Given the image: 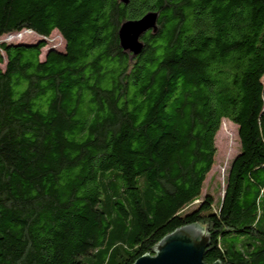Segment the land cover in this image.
Here are the masks:
<instances>
[{
    "label": "trees",
    "instance_id": "obj_1",
    "mask_svg": "<svg viewBox=\"0 0 264 264\" xmlns=\"http://www.w3.org/2000/svg\"><path fill=\"white\" fill-rule=\"evenodd\" d=\"M150 12L124 53L121 24ZM22 31L39 40L0 44V264H133L191 224L206 264H264V0H0V37Z\"/></svg>",
    "mask_w": 264,
    "mask_h": 264
},
{
    "label": "water",
    "instance_id": "obj_2",
    "mask_svg": "<svg viewBox=\"0 0 264 264\" xmlns=\"http://www.w3.org/2000/svg\"><path fill=\"white\" fill-rule=\"evenodd\" d=\"M157 17V13L150 12L138 20L123 22L118 30L120 49L133 56L139 55L143 48L140 38L147 31H156ZM209 246L208 228L198 224L186 225L164 236L150 254L141 256L133 264H206L204 255Z\"/></svg>",
    "mask_w": 264,
    "mask_h": 264
},
{
    "label": "rangeland",
    "instance_id": "obj_3",
    "mask_svg": "<svg viewBox=\"0 0 264 264\" xmlns=\"http://www.w3.org/2000/svg\"><path fill=\"white\" fill-rule=\"evenodd\" d=\"M39 38L30 31H22L18 34L5 35L0 37V44L8 45L15 44H32L36 43ZM46 46L41 51L40 59L43 60L48 50L53 49L58 52H63L64 41L56 32L45 39ZM4 68V63L0 64V69ZM216 155L211 171L207 175L204 183L203 191L206 187L209 188L210 194L213 197L214 205L218 202V195L223 189V180L228 168L229 162L235 155L238 149V138L236 127L228 121H223L215 139ZM264 214V193L259 203V215ZM263 217V216H262ZM264 218V217H263Z\"/></svg>",
    "mask_w": 264,
    "mask_h": 264
}]
</instances>
